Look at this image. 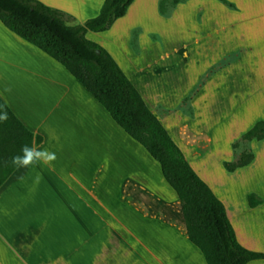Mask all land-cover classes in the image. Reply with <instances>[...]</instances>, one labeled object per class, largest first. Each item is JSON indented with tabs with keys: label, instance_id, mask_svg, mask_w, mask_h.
<instances>
[{
	"label": "crops",
	"instance_id": "0c3cea01",
	"mask_svg": "<svg viewBox=\"0 0 264 264\" xmlns=\"http://www.w3.org/2000/svg\"><path fill=\"white\" fill-rule=\"evenodd\" d=\"M40 1L83 23L104 0ZM226 1L133 0L99 40L223 202L238 242L264 253V190L254 207L245 193L224 195L230 177L211 160L210 126L264 120V0ZM195 88L190 117L177 110ZM0 98L33 146L56 155L0 186V264H206L158 162L60 63L1 22ZM251 148L264 168V138Z\"/></svg>",
	"mask_w": 264,
	"mask_h": 264
},
{
	"label": "trees",
	"instance_id": "16d2710c",
	"mask_svg": "<svg viewBox=\"0 0 264 264\" xmlns=\"http://www.w3.org/2000/svg\"><path fill=\"white\" fill-rule=\"evenodd\" d=\"M174 3L179 0H172ZM224 3L229 2L222 0ZM133 0H104L99 13L83 23L68 24L73 16L40 0H0V22L60 63L108 112L127 135L158 162L163 178L179 199L189 241L202 253L206 264H246L264 259V253L241 245L227 217L223 202L195 172L159 118L111 54L86 37L88 31L103 32L124 16ZM5 103L0 98V104ZM8 107V106H7ZM9 120L0 124V186L15 169L5 163L33 146V134L8 107ZM243 137L264 138V120L256 122ZM41 136L35 137L40 143ZM253 154L224 161L228 172L251 162ZM250 207L261 200L247 195Z\"/></svg>",
	"mask_w": 264,
	"mask_h": 264
},
{
	"label": "rangeland",
	"instance_id": "374dc122",
	"mask_svg": "<svg viewBox=\"0 0 264 264\" xmlns=\"http://www.w3.org/2000/svg\"><path fill=\"white\" fill-rule=\"evenodd\" d=\"M68 24H75L80 23L77 22V20H66ZM139 29L137 28V31ZM135 31V32H137ZM134 32V31H133ZM104 33H97L88 31L86 34V37L90 40L98 43L102 47L106 48L103 44H101V41L99 38L103 36ZM177 74H182L184 78H186V74L184 76L182 71H177ZM175 73V74H176ZM186 80V79H185ZM189 82H185L186 84ZM172 90V94L170 95V101L177 100V97L183 92L184 88L182 85H178L177 87L174 86ZM197 88L193 89L189 95L186 96V99L183 101V105L179 107L177 110L178 112L181 111L182 114H187L190 117H192V107H191V97L196 93ZM216 123V122H215ZM218 124L214 126H210V129L214 132V141L216 144V149L213 153V156L211 160L213 161V166L216 167V169H220L223 173L225 172V175L229 176L230 179L228 182H225L220 188H223V191H226V193H230L232 191L239 193L240 195L245 193L246 199L248 202L247 195L249 193H254L257 198L261 199L260 193L264 190V181H263V175H264V168L261 166V160L260 158L255 162H250V165L245 171L237 170L236 172H228L223 167L224 161H230L235 162L237 159L248 152L255 153V150H251V142L252 140L245 139L243 137V134L245 131L250 129L252 126H250L249 122L247 120H241V121H233V120H226L223 122L222 125L217 127ZM208 128V129H209ZM228 143L227 149H224L226 147L225 143ZM254 149V147H253ZM226 150V151H225ZM227 159V160H226ZM224 160V161H223ZM217 164L219 165V168L217 167ZM192 166L194 169H198L196 164L192 163ZM159 168V167H158ZM222 195V194H221Z\"/></svg>",
	"mask_w": 264,
	"mask_h": 264
},
{
	"label": "clouds",
	"instance_id": "9594fccd",
	"mask_svg": "<svg viewBox=\"0 0 264 264\" xmlns=\"http://www.w3.org/2000/svg\"><path fill=\"white\" fill-rule=\"evenodd\" d=\"M9 112L7 103L0 104V124H4L9 120ZM56 159L55 153L49 152L47 149L37 148L29 144H23L20 148V152L12 155L5 162L10 166H13L17 169L20 168H29L30 166H35L39 163H51ZM20 180H23L24 177H19ZM41 176L36 175L35 180L39 182Z\"/></svg>",
	"mask_w": 264,
	"mask_h": 264
}]
</instances>
